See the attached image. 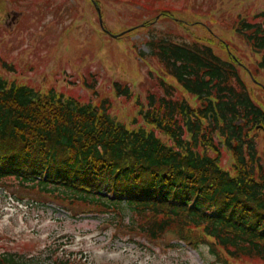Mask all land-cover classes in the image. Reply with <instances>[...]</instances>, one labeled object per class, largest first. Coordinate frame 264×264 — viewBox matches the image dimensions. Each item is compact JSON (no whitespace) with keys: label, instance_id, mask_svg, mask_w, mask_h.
<instances>
[{"label":"trees","instance_id":"16d2710c","mask_svg":"<svg viewBox=\"0 0 264 264\" xmlns=\"http://www.w3.org/2000/svg\"><path fill=\"white\" fill-rule=\"evenodd\" d=\"M136 1L156 11L133 31L150 27L149 51L140 55L158 65L150 68L156 80L147 103L138 98L143 122L121 121L106 99L96 104L0 72V181L36 189L71 212L127 213L128 231L208 244L225 264L264 260V134L257 128L264 108L252 95L249 68L207 25L205 35L182 40L154 30L157 15L190 30L167 0ZM248 17L239 15L234 27L262 53L253 74L264 83V11ZM116 90L132 95L128 84L117 82ZM0 264L31 263L4 252Z\"/></svg>","mask_w":264,"mask_h":264},{"label":"rangeland","instance_id":"374dc122","mask_svg":"<svg viewBox=\"0 0 264 264\" xmlns=\"http://www.w3.org/2000/svg\"><path fill=\"white\" fill-rule=\"evenodd\" d=\"M101 1L105 25L114 33L156 15L142 2ZM166 4L179 10L177 17L204 22L228 39L231 51L245 64L252 66L262 55L249 48L234 23L239 15L250 18L264 11V0H167ZM204 23L189 31L169 18H157L151 25L182 40L192 39L193 32L205 35ZM150 33V27L118 37L104 31L91 0H0V71L31 85H55L96 104L108 97L110 111L131 124L139 112L136 101L140 96L146 100L156 80L150 73L151 65L158 68L156 60L144 61L138 53L149 51ZM215 49L226 55L222 48ZM2 59L15 69L3 70ZM163 75L178 83L171 74ZM115 82L129 84L132 97L118 95ZM254 90L257 94L252 95L264 107L263 91L256 86ZM82 209L73 207L70 212L36 189L21 187L13 179L1 180L0 251L32 255L31 264H56L61 259L67 264H225L208 244L195 247L172 235L145 238L128 231L127 213ZM235 264H264V260L243 258Z\"/></svg>","mask_w":264,"mask_h":264},{"label":"water","instance_id":"95a60500","mask_svg":"<svg viewBox=\"0 0 264 264\" xmlns=\"http://www.w3.org/2000/svg\"><path fill=\"white\" fill-rule=\"evenodd\" d=\"M98 10L100 12L101 22L103 23V18H102V14H101V8L99 6H98Z\"/></svg>","mask_w":264,"mask_h":264}]
</instances>
